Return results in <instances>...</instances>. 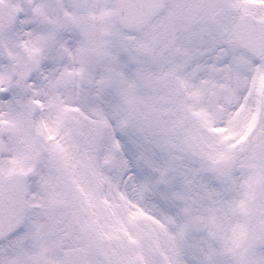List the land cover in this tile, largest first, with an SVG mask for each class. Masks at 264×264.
Wrapping results in <instances>:
<instances>
[{
  "label": "snow or ice",
  "instance_id": "snow-or-ice-1",
  "mask_svg": "<svg viewBox=\"0 0 264 264\" xmlns=\"http://www.w3.org/2000/svg\"><path fill=\"white\" fill-rule=\"evenodd\" d=\"M0 264H264V0H0Z\"/></svg>",
  "mask_w": 264,
  "mask_h": 264
}]
</instances>
